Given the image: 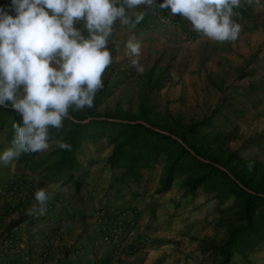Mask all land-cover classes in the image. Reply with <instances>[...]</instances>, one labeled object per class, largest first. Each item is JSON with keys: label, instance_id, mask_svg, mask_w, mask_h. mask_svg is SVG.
<instances>
[{"label": "crops", "instance_id": "0c3cea01", "mask_svg": "<svg viewBox=\"0 0 264 264\" xmlns=\"http://www.w3.org/2000/svg\"><path fill=\"white\" fill-rule=\"evenodd\" d=\"M242 2L232 15L233 22L241 26L235 41H213L193 31L185 18L173 16L158 5L137 10L146 18L138 29L146 31L141 37H158L159 32L152 30L151 23L159 17L169 21L164 24L167 30L159 41L171 37L184 50L196 46L197 51L203 42L224 46L209 60L216 63L212 65L214 71L249 70L237 79L214 74L210 82L203 69L194 75L199 91L203 93L202 88L210 87L219 97L235 91L252 94L250 82L264 79V0H249L248 11L241 9ZM253 66L257 72L252 71ZM191 68L175 78H189ZM252 130L253 127L249 130L243 126L241 138L245 139ZM1 145L4 150L9 148ZM113 147L108 137L87 141L77 151L75 163L63 168L54 165L58 158L50 162L42 159V153L30 160L20 155L7 166L0 163V264H95L109 257L122 263L137 254L145 255L142 264H216L213 251L205 248L207 242L221 240L220 201L216 195L204 197L201 190L191 194L178 178L169 189L160 191L163 165L155 163L132 176L125 168L110 163ZM242 156L253 157L248 153ZM258 156L264 158V151ZM40 189H45L50 197L46 211L30 213L36 204L34 194ZM101 208L140 211L137 229L118 255L110 245L95 243L96 212ZM9 233L15 235L12 245L5 243ZM133 245L139 249L130 253L128 249ZM236 264H264V246Z\"/></svg>", "mask_w": 264, "mask_h": 264}, {"label": "clouds", "instance_id": "9594fccd", "mask_svg": "<svg viewBox=\"0 0 264 264\" xmlns=\"http://www.w3.org/2000/svg\"><path fill=\"white\" fill-rule=\"evenodd\" d=\"M239 4L240 0H11L0 5V107L20 118L12 125L11 146L0 153V163L7 166L22 153H43L51 143L71 150L62 139L52 141L50 130H62L70 110L93 107L113 63L109 44L117 23L131 33L124 54L143 74L142 42L135 33L144 19L137 11L141 6L168 9L188 20L193 31L224 42L235 41L241 31L232 20ZM34 198L29 212L44 214L49 194L40 189Z\"/></svg>", "mask_w": 264, "mask_h": 264}, {"label": "rangeland", "instance_id": "374dc122", "mask_svg": "<svg viewBox=\"0 0 264 264\" xmlns=\"http://www.w3.org/2000/svg\"><path fill=\"white\" fill-rule=\"evenodd\" d=\"M155 18L156 23H151V26L152 30L159 32V36L154 38L156 41L153 38H148V36L145 37V35L141 37V34L146 31L143 28L138 29V27L144 25L145 17L135 30L137 37L142 42L140 62L145 67L143 74H138L135 71L129 58L124 54V44L131 33L126 26L117 23L114 26V33L109 44L113 54V63L104 76V92L93 111L96 116H89L83 120L75 119L73 116L69 118L84 123L93 119L144 123L145 121L142 119L144 114L145 117L156 124L157 127L155 128L157 130L163 132L167 131L162 130V127H175L178 122L189 126L194 122L207 118L201 128L200 136L205 140V144L211 143L214 152H217L219 146L224 151L233 150L239 157H243L242 155L248 153L253 157L246 159L258 161L264 165V158L258 156L261 151H264V79H255L250 82L252 94L248 95H245L242 91H235V94L222 93L219 97L210 87L202 88L203 93H201L198 85L195 84L194 75L200 74L203 69L210 82L213 81L214 74L226 78L233 76L232 78L237 79L238 76H243L249 69L214 71L212 65L216 63L212 62V64L209 60L212 56L220 53L222 49H225L224 46H213L211 43L206 44V42H203L198 46L200 50L197 51L195 50L196 46L184 50L181 43L173 41L171 37L159 41V37H164L167 30H165L164 24L169 23V21H163L159 17ZM84 34L87 33L84 32ZM188 67H192L189 78H175L179 75L178 73H185ZM257 70L256 67H252V71L257 72ZM145 123L150 125L147 122ZM243 126L249 127V130L253 127L251 134L246 136L245 139L241 138ZM88 129L87 135H92L90 133L101 130L105 132V135L95 138L86 137L83 139V143L87 141L95 142L108 137L115 147L116 142L111 138L114 128L109 126L100 128V126L92 125ZM51 138L52 141L63 140L62 136L56 135V133L51 135ZM1 143L11 146L6 130L3 129H0V153L4 151ZM61 153L62 150L57 148L55 143H51L50 148L42 153V159L51 162L60 158ZM31 154L32 158H35L40 153ZM160 157L157 163L163 165L165 169L166 156L162 154ZM187 176L188 172H180L176 178L180 181L182 179L183 184H185ZM199 190L202 191L204 197L213 193L216 195L214 191H207L204 188ZM218 200L220 201V220L228 219L234 215V209H230V207L234 208L236 200L233 195L224 200L219 198ZM261 209H264V207ZM220 236L221 240L227 236L224 224L220 225ZM263 246L264 241L251 252L236 253L232 260L233 263L236 264L237 261L247 259L249 254ZM235 257H237V260H235ZM144 259L145 255L137 254L128 261L124 259L122 263H115L112 261L113 258L109 257L101 259L95 264H142Z\"/></svg>", "mask_w": 264, "mask_h": 264}, {"label": "trees", "instance_id": "16d2710c", "mask_svg": "<svg viewBox=\"0 0 264 264\" xmlns=\"http://www.w3.org/2000/svg\"><path fill=\"white\" fill-rule=\"evenodd\" d=\"M103 92L104 87L97 93L92 108L70 110V116L78 120L96 116L93 111ZM142 117L150 125L97 119L84 123L66 119L62 130H50V135L62 136L63 141L71 146L70 151L61 149V156L54 165L60 168L72 166L84 138L105 135L101 129L87 135L90 126L112 127L111 138L116 142L109 156L112 165L123 167L128 174L136 176L139 169L159 162L164 154L166 164L160 191L169 189L180 172H188L185 186L189 193L204 188L214 191L220 200L232 195L236 198L234 208L230 207L234 209V215L219 222V225L226 226L227 236L220 241H209L205 247L213 251L216 264H234L232 260L236 253L251 252L264 241V209H261L264 207V165L239 157L233 150L224 151L219 146L214 152L211 143L205 144L200 136L207 118L189 126L178 122L175 127H162L167 131L163 132L157 130L156 124L144 114ZM19 119L10 108L0 107V129L6 130L10 141L14 135L12 125ZM21 157L30 160L32 154L22 153Z\"/></svg>", "mask_w": 264, "mask_h": 264}, {"label": "built area", "instance_id": "2783aa9c", "mask_svg": "<svg viewBox=\"0 0 264 264\" xmlns=\"http://www.w3.org/2000/svg\"><path fill=\"white\" fill-rule=\"evenodd\" d=\"M240 7L243 11H248L249 0H242ZM11 0H0V5H9ZM234 11V9H233ZM2 193L3 190L0 189ZM51 206H48L50 208ZM97 239L96 245L107 244L113 249L115 255L120 254L125 249V243L133 236L138 225V217L140 215L139 209L136 208H118L112 211L99 209L97 212ZM148 238H145L147 241ZM15 241V235L9 233L5 239V243L12 245ZM144 242V241H143ZM139 247L137 245L130 246L128 251L130 253L137 252Z\"/></svg>", "mask_w": 264, "mask_h": 264}, {"label": "water", "instance_id": "95a60500", "mask_svg": "<svg viewBox=\"0 0 264 264\" xmlns=\"http://www.w3.org/2000/svg\"><path fill=\"white\" fill-rule=\"evenodd\" d=\"M145 123V122H144ZM146 124V123H145ZM146 125H148V124H146Z\"/></svg>", "mask_w": 264, "mask_h": 264}]
</instances>
